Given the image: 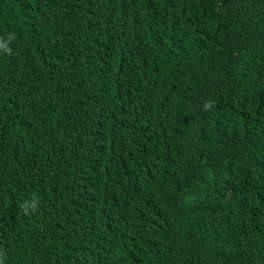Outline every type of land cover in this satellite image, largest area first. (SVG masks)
I'll list each match as a JSON object with an SVG mask.
<instances>
[{"label":"trees","instance_id":"obj_1","mask_svg":"<svg viewBox=\"0 0 264 264\" xmlns=\"http://www.w3.org/2000/svg\"><path fill=\"white\" fill-rule=\"evenodd\" d=\"M0 264H264V0H0Z\"/></svg>","mask_w":264,"mask_h":264}]
</instances>
